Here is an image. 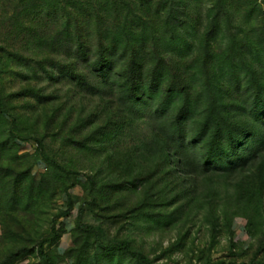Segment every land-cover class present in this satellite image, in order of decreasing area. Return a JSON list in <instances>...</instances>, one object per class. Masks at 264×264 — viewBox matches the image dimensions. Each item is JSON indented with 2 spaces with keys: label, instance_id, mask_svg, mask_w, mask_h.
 <instances>
[{
  "label": "rangeland",
  "instance_id": "rangeland-1",
  "mask_svg": "<svg viewBox=\"0 0 264 264\" xmlns=\"http://www.w3.org/2000/svg\"><path fill=\"white\" fill-rule=\"evenodd\" d=\"M89 1L0 0V172L23 175L0 216V264H46L55 217L56 264H264V0L131 2L133 35L157 40L167 71L137 91L121 58L107 78L78 44L73 15ZM113 1L94 9L128 11ZM88 24L95 37L115 27ZM121 240L133 253L101 246Z\"/></svg>",
  "mask_w": 264,
  "mask_h": 264
},
{
  "label": "trees",
  "instance_id": "trees-1",
  "mask_svg": "<svg viewBox=\"0 0 264 264\" xmlns=\"http://www.w3.org/2000/svg\"><path fill=\"white\" fill-rule=\"evenodd\" d=\"M94 0H90L88 2V6L84 11H76L73 15V21L75 26V35L76 40L80 46H84L85 44L88 45L90 52L94 48L98 51V54L100 55V64L99 69L103 72V75L107 78H109L113 73H117L119 71L117 69L118 66H116V62L120 59V62L124 63L123 69V77H126V81L128 83V86L130 88H134L136 91L138 88L143 86V80L146 77L147 81H150L149 83L152 84L153 88L159 89L162 87L161 85L165 83V74L167 71H165V66L160 62L162 57L161 54L157 53V46L158 43L157 40L153 38L152 36H145V31L137 36L133 35L132 31L135 28V24L133 22H136L134 19H137V16H133V19H130V7L129 5L132 4L131 2H139V5L142 6H148L151 4V0H120L119 2L117 0H114L113 5L118 6V4H125V7L128 8L127 12H121L115 9L114 14H109L108 10L107 13H103V11L94 9ZM129 13V14H128ZM95 18H103L105 20V17L108 18L110 22L115 21V27L112 32H109L107 36H104V31L101 33H98V36H94L92 32H89L86 30L84 32L83 25L88 26L87 23H90L93 20V17ZM168 17L170 19L174 20V23L177 25H183L184 20L182 19V16L177 12L174 8L171 9V11L168 13ZM169 19V20H170ZM132 20V21H130ZM141 25H145V21L140 22ZM85 26V27H86ZM147 28V27H145ZM90 29V28H89ZM155 39L156 41H154ZM151 42V44H150ZM88 49V50H89ZM165 53V51H164ZM157 55L158 61L152 62L151 65L147 66L146 60L151 55ZM160 56V58H159ZM150 62V59L149 61ZM147 66V67H146ZM150 68V69H148ZM116 71V72H115ZM169 71V70H168ZM176 79L175 83L176 88H174L175 92L173 90V93L177 95V97H180V94L186 89L185 83L183 82V76L179 71H176ZM137 88V89H136ZM181 115V110H179V114L177 115V118H179ZM177 118L175 120H177ZM38 143L39 150L42 154V156L50 162L54 167L58 168L61 171H64L66 173H75L73 170L66 169L62 164H60L57 160L50 157L44 150L43 143L40 139L35 138L34 139ZM15 144H18L16 140H14ZM6 159V158H5ZM9 175V173L3 175V173L0 172V216L2 217L3 212L7 215L11 213L13 209L16 208L17 203H19V191L21 190V182L22 181V174L17 175L14 180H10L7 182L3 181V178L5 176ZM11 176V175H10ZM30 189V188H29ZM42 193V189L38 190V195ZM80 226V225H79ZM88 227L94 229L96 232H98L92 225H87ZM77 227V226H76ZM97 234V233H96ZM99 235V234H97ZM14 243L19 244L20 242L24 241V238L21 234H13L10 236ZM59 237L56 227V217L52 220V237L49 239H43L38 244V253L42 260L45 261L46 264H56L54 261L55 256L60 255L63 250L59 249L58 252L55 254L51 251L48 252V250H45V244L46 247L49 244H52L54 240ZM61 238V236H60ZM59 240V239H58ZM101 246L107 249H124L127 250L130 253H133L131 250V244L129 241L121 240V241H111L107 243H101ZM140 257L146 262V264H149L142 254H139Z\"/></svg>",
  "mask_w": 264,
  "mask_h": 264
}]
</instances>
